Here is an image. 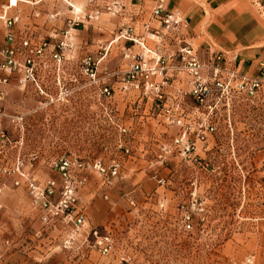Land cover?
<instances>
[{
  "label": "rangeland",
  "instance_id": "374dc122",
  "mask_svg": "<svg viewBox=\"0 0 264 264\" xmlns=\"http://www.w3.org/2000/svg\"><path fill=\"white\" fill-rule=\"evenodd\" d=\"M253 2L264 6V0ZM8 3L0 0V10ZM112 53L107 60L108 71H113L109 65L118 68L122 62L118 46ZM29 86L25 91L35 89ZM4 90L7 93L0 102V113L18 116L15 108L23 107L25 115L21 126L0 117V200L7 201L6 207L0 206V218L5 217L11 229L13 222L21 225L20 235L6 230L0 237V264H264V88L253 98L232 97L228 106L220 108L217 132L201 149L200 163L172 157L161 164L156 157L160 145L149 139L164 131L157 126L134 129L141 136L134 144L130 140L127 143L132 152H139L134 156L124 154L112 133L101 141L85 140L80 151L86 165L95 159L108 164L119 158L124 172L110 185H104L92 171L85 172L87 183L80 193V205L85 209L87 225L71 250L63 246L69 231L62 223L50 224L49 232L38 233L41 226L34 225L37 219L33 211H39L31 205L25 188L15 187L13 177L5 172L15 168L19 156L24 169L31 170L30 155L36 144L31 143L33 103L29 98L21 102L18 86L11 84ZM64 103L61 97L53 104ZM2 131L7 138L1 139ZM51 141L42 146L54 145V156L65 148L77 149L75 143L69 148L60 140ZM40 162L49 167V160ZM33 165L36 167V162ZM37 173L41 180L58 179L52 172ZM162 178L166 180L164 186L158 182ZM11 202L22 207L9 208ZM91 230L110 238L109 253L104 255L95 246Z\"/></svg>",
  "mask_w": 264,
  "mask_h": 264
},
{
  "label": "built area",
  "instance_id": "2783aa9c",
  "mask_svg": "<svg viewBox=\"0 0 264 264\" xmlns=\"http://www.w3.org/2000/svg\"><path fill=\"white\" fill-rule=\"evenodd\" d=\"M21 1L25 2L18 0L17 3ZM94 2L89 0V3ZM17 3L12 4L9 0V5L0 13V27L3 25L6 30L4 42L0 40V102L5 98L4 87L13 83L24 88L35 86L41 96L47 97V105L61 97L64 101L74 92L91 90L101 109V113L97 114V124L109 128L118 137L119 148L123 149L125 155H132L127 143L138 134L134 129L144 128L148 120H152L157 127L164 129L149 138L160 145L156 157L161 164L172 157L187 163H200L201 149L217 132L216 116L220 108L228 106L232 97L253 98L264 88V68L256 78L245 77L235 64L236 57L225 51L209 48L205 55H201L187 44L164 54L159 47H163L166 39L177 33L182 24L180 13L169 11L166 0H155L152 9V18L160 24V29L153 28L148 22L143 25L142 33L134 26L119 30L118 39L129 44L124 49V58L128 60L125 71L101 72L102 57L87 55L78 62L79 71L71 74L64 70V64L68 61L66 53L71 49L70 40L82 24L80 18L68 22L67 29L61 33L62 39L56 43L45 40L33 42L28 37L17 42L14 28L19 18L8 13V9ZM71 8L77 12L74 7ZM104 10L116 16L122 13L123 6L120 0H114ZM49 17L54 18V15ZM148 40H153L156 47L151 48ZM48 55L54 67L40 69L44 64L42 60ZM47 81L53 82L59 89L55 95L44 90L43 85ZM64 81L76 87L70 88ZM117 93L126 105L123 112L114 102ZM149 103L151 107L147 110ZM0 117L16 126L24 123V116L21 115L0 113ZM172 130L176 132L171 134L169 131ZM5 138L2 131L1 139ZM58 140L65 147L68 146L66 141ZM75 144L77 149L70 151L65 148L61 155L56 156L52 152L54 145H50L51 154L47 161L58 179H39L34 168L24 169L20 156L15 168L5 171L13 177L15 187L25 188L31 205L46 222L65 225L69 233L63 240V246L67 250L75 248L87 225L85 209L80 205V193L87 183L85 172L90 170L100 176L104 185L112 184L124 172V163L119 158L112 159L108 164L95 159L86 165L80 144ZM41 155V151L34 150L30 155L31 165L38 162ZM158 182L162 186L166 184L163 178ZM2 192L0 186V194ZM186 221H190V217H186ZM90 233L96 238L95 246L99 247L101 253H109L112 249L110 238L100 236L98 230H91ZM122 260L125 261V258Z\"/></svg>",
  "mask_w": 264,
  "mask_h": 264
},
{
  "label": "crops",
  "instance_id": "0c3cea01",
  "mask_svg": "<svg viewBox=\"0 0 264 264\" xmlns=\"http://www.w3.org/2000/svg\"><path fill=\"white\" fill-rule=\"evenodd\" d=\"M113 1L95 0L94 3H89V0H25V2L21 1L16 6L10 7L8 13L10 16L19 18L14 28L18 38L17 42L22 38L28 37L33 42L45 40L56 43L62 39L61 33L67 29L68 22L79 17L82 22L81 28L75 37L70 40L71 49L66 53L68 61L64 64V70L69 74L78 72V62L87 55H93L102 57L99 70L103 72L102 70L105 68L104 70L108 71L107 60L109 59L108 57L112 56V48L116 45L121 49L122 62H120L121 64L118 68L113 67L112 64L109 66L113 71L123 72L127 69L128 64V60L124 58V49L129 44H126L122 39H118L116 31L119 32L120 29L134 26L138 32L142 33L143 25L148 22L155 29H160L161 27L152 18L155 0H120L123 11L116 16L107 14L104 10L105 6ZM70 2L79 5L82 10L75 12L72 10ZM8 5L9 3L1 6L0 13ZM166 6L169 11L180 13L182 24L178 32L168 37L163 47H159L164 54L178 50L187 44L191 45L201 55H205V51L209 48L213 51L222 50L236 57L235 64L242 75L248 78L260 76L261 70L264 68L263 5L254 3L253 0H166ZM77 8L79 7L77 6ZM97 13H99L98 16L89 18V16ZM50 15H54V18H50ZM5 34L6 30L1 25V42H4ZM148 45L151 48L156 47V43L153 40H148ZM49 60L48 55L42 60L44 64H41L40 69H52L54 63ZM262 79L264 87V75ZM12 85L18 86L16 83ZM67 85L73 89L76 87L75 84L70 82H67ZM18 87L22 91L21 102L23 103L29 98L33 103L30 106V114L36 116L35 120L33 117L31 120V126L34 129L33 139L35 138L36 140L31 139V143L36 144L34 150L42 152L40 160L36 162L37 166L31 165L29 169L34 168L36 171H44L47 175L50 174V166L44 167L40 161L42 159L47 160L51 154L49 146L47 148L42 146L49 145L52 142L51 140L62 139L68 145L78 142L81 148L85 146V140L87 139L91 140L92 138L95 142L96 140L101 141L106 134L108 136V134L112 133V136H114L109 128L101 127V125L97 124V112L101 113V109L96 96L92 94L91 90L74 92L64 101V104L60 106L50 104L52 106L50 107L45 104L47 97L41 96L34 87L31 89L32 93L29 88L25 91L27 87H30L29 85L26 88ZM45 87L52 88L53 90L49 92L53 95L57 93L53 82L47 81ZM114 102L120 111L123 112L126 105L122 96L116 94ZM149 107H151L150 103L146 106L147 110ZM22 108L15 109L18 110L19 115L24 116L23 112L25 109ZM48 120L52 121L51 125H49ZM49 126L61 129L59 136L53 137L49 135ZM155 126L154 121L148 120L144 129H154ZM175 132L176 130L171 131V134ZM140 137L136 133L135 136L131 137L134 138L131 139V143L134 144L136 139L140 140ZM20 141H23V139H20ZM131 154L134 156V154H139V152H134L133 150ZM20 192L19 194H21ZM6 203V200L4 202L0 200L1 208L2 206L6 207ZM18 204L11 202L8 203V207L18 206ZM33 213H35L34 216L37 219V223L34 225L39 223L41 226L38 233L41 234L42 230L49 232L47 229L51 223L46 222L40 212L33 211ZM5 220V217L1 216L0 237L6 230L20 235L21 225L19 224L18 226L16 222H13L12 225L14 227L11 229ZM29 223L34 222L31 221ZM44 227L47 228L43 229Z\"/></svg>",
  "mask_w": 264,
  "mask_h": 264
},
{
  "label": "flooded vegetation",
  "instance_id": "af4514ba",
  "mask_svg": "<svg viewBox=\"0 0 264 264\" xmlns=\"http://www.w3.org/2000/svg\"><path fill=\"white\" fill-rule=\"evenodd\" d=\"M52 105V104H51ZM50 106V105H49ZM50 107H52V106H50ZM35 115L33 116V119L35 120ZM48 122H49V125H51L52 124V121L51 120H48ZM61 130V129H60ZM60 130L59 129H55V128H52V126L50 127L49 126V130H48V134L49 135H51V136H59V134H60Z\"/></svg>",
  "mask_w": 264,
  "mask_h": 264
},
{
  "label": "bare ground",
  "instance_id": "6f19581e",
  "mask_svg": "<svg viewBox=\"0 0 264 264\" xmlns=\"http://www.w3.org/2000/svg\"><path fill=\"white\" fill-rule=\"evenodd\" d=\"M17 1H18V0H11V3H12V4H16ZM70 4H71L70 6H71V7H74V9H75L77 12H80V11L82 10L81 8H77L73 3L70 2ZM72 5H73V6H72ZM105 13H106V12H105ZM98 14H99V13H98ZM98 14H95V15H93V16H89V17L92 18V17H94V16H98ZM107 14H108V13H107ZM110 15H111V14H110ZM112 16H113V15H112ZM112 44H113V43H112ZM119 95H120V94H119ZM67 99H68V98H67ZM67 99H65V100H67ZM65 100H64V101H65Z\"/></svg>",
  "mask_w": 264,
  "mask_h": 264
}]
</instances>
